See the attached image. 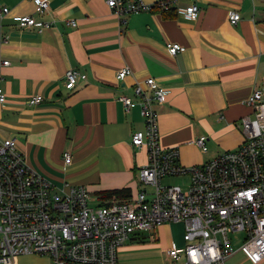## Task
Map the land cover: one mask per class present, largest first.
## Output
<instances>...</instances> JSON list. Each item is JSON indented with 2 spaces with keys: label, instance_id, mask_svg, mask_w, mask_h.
Listing matches in <instances>:
<instances>
[{
  "label": "crops",
  "instance_id": "obj_1",
  "mask_svg": "<svg viewBox=\"0 0 264 264\" xmlns=\"http://www.w3.org/2000/svg\"><path fill=\"white\" fill-rule=\"evenodd\" d=\"M49 2L37 14L36 0H0L10 9L0 19V62L10 61L1 67L7 101L0 104V138H16L27 163L45 178L85 185L101 204L112 197L103 198L106 191H128L113 195L121 200L136 196L148 155L132 147L131 135L145 121L138 103L125 111L116 98L134 96V85L148 77L167 89L165 102L155 105L160 144L178 147L182 166L202 165L243 144L241 119L253 112L247 101L255 89L264 94V0H178L180 8L197 3L198 17L146 11L129 15L123 32L106 0ZM233 11L241 14L235 24ZM23 15L53 24L23 28ZM168 43L184 50L172 55ZM123 67L132 74L118 82ZM70 69L87 75L72 90L65 87ZM33 95L43 102L31 105ZM201 135L209 138L207 152L195 143ZM67 151L72 162L65 166ZM173 244H185L180 222L161 225L154 237L136 232L119 249L118 264H167ZM235 250L226 264H253ZM15 264L54 262L49 254H25Z\"/></svg>",
  "mask_w": 264,
  "mask_h": 264
},
{
  "label": "built area",
  "instance_id": "obj_2",
  "mask_svg": "<svg viewBox=\"0 0 264 264\" xmlns=\"http://www.w3.org/2000/svg\"><path fill=\"white\" fill-rule=\"evenodd\" d=\"M106 2L117 16L121 32L131 14L176 9L194 20L200 13L197 3L180 8L178 0ZM49 8V0H36L37 14ZM9 12V7L0 5V19ZM240 19L238 11L229 15L232 24ZM52 24L37 21L34 15L19 18L23 28ZM68 24L76 26L77 22L69 20ZM167 47L172 55L184 50L178 43H168ZM8 64L9 60L0 62V104L7 101L1 67ZM131 74V68L123 67L116 79L121 82ZM65 78V87L72 90L87 75L70 69ZM133 94L116 99L125 111L140 105L145 127L131 135V145L145 149L148 162L138 173L145 187L128 200L112 196L101 204L85 185L59 186L27 163L16 138H0V264H15V259L25 254H49L54 264H118V251L132 235L150 231L154 237L161 225L170 222L183 223L185 229V244H173L167 251L173 264H226L236 252L229 233L238 231L245 234L240 250L251 263L264 260L262 90L255 89L247 101L253 112L241 119L243 144L190 168L178 162V147L163 148L160 144L155 105L165 102L167 89L148 77L134 85ZM43 100L42 95H33L28 102L37 105ZM208 140L207 135H201L195 143L207 152ZM63 158L65 166L71 164L70 152ZM179 175L191 176L186 190L162 183L166 177Z\"/></svg>",
  "mask_w": 264,
  "mask_h": 264
},
{
  "label": "rangeland",
  "instance_id": "obj_3",
  "mask_svg": "<svg viewBox=\"0 0 264 264\" xmlns=\"http://www.w3.org/2000/svg\"><path fill=\"white\" fill-rule=\"evenodd\" d=\"M188 182H189V180H188L187 175L171 176V177H166V178H164L162 180V183L164 185L165 184L181 185L184 190L187 189ZM144 187H142V188H144ZM147 188H149V187L147 186ZM149 190H150V188H149ZM174 223H179V222H174ZM145 232L153 233V232H150V231H145ZM229 236H230V238L232 240L231 245H232V247L234 249H238L243 244V241H244V238H245V234H244L243 231L230 232ZM167 264H173V259L172 260L171 259H167ZM259 264H264V260L261 263H259Z\"/></svg>",
  "mask_w": 264,
  "mask_h": 264
},
{
  "label": "trees",
  "instance_id": "obj_4",
  "mask_svg": "<svg viewBox=\"0 0 264 264\" xmlns=\"http://www.w3.org/2000/svg\"><path fill=\"white\" fill-rule=\"evenodd\" d=\"M172 10H174V9H172ZM169 11H171V10H168V11H164V10H162L161 12H163V13H166V12H169ZM128 191H126V190H114V191H110V192H103V198H107V197H111V196H113V195H117V196H125L126 195V193H127Z\"/></svg>",
  "mask_w": 264,
  "mask_h": 264
}]
</instances>
